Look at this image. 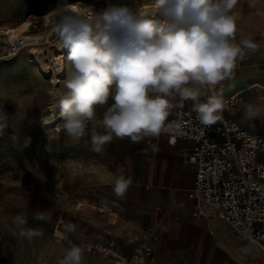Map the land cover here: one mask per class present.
<instances>
[{
    "label": "rangeland",
    "instance_id": "obj_1",
    "mask_svg": "<svg viewBox=\"0 0 264 264\" xmlns=\"http://www.w3.org/2000/svg\"><path fill=\"white\" fill-rule=\"evenodd\" d=\"M50 1L0 0V32L30 21L29 34H43L42 23L33 18L61 6H50ZM71 1L79 0L67 2ZM84 1L88 4L91 0ZM151 1L155 4V0ZM149 3L147 0H134L133 4L110 0L109 6L127 8L139 15L137 8ZM231 14L235 20L234 39L239 42L236 34L239 19L262 16L264 0H238ZM56 38L51 35L52 42ZM4 39L0 33V125L5 126L0 136V257L3 251L14 255L24 249L35 264H58L65 249L78 245L84 251V264H136L134 249L144 244L146 233L135 242H130L133 236L115 234V231H131L126 228L127 207L122 204L120 207L114 200L112 184L102 179L101 168L107 164V156L117 151L111 143L99 153L92 150L91 132H102L96 126L89 125L79 141L69 138L63 129L58 101L66 92L64 81L72 70L70 62H65L67 72L60 74L56 60L59 53L54 43L48 49L45 45L35 56L24 55L23 51L8 56L11 46ZM263 69V58H256L254 52L246 53L236 61L231 78L215 86L216 93L224 99L242 91L236 106L229 108L226 115L251 133L264 132V113L255 119L244 118V109L252 104L249 96H256L260 102L257 106L264 109ZM255 82L262 83L263 88H249ZM208 88L204 90L207 93ZM204 95L200 99L202 103L207 100ZM104 108L97 106L96 113L103 116ZM253 120L259 125L255 129L252 127L257 124ZM92 177L102 182L87 185ZM41 214L43 219L38 218ZM69 224L73 231L67 230ZM28 229L41 234L31 238L21 235V231ZM95 243L117 246L124 262L89 250Z\"/></svg>",
    "mask_w": 264,
    "mask_h": 264
},
{
    "label": "clouds",
    "instance_id": "obj_2",
    "mask_svg": "<svg viewBox=\"0 0 264 264\" xmlns=\"http://www.w3.org/2000/svg\"><path fill=\"white\" fill-rule=\"evenodd\" d=\"M237 2L155 0L160 19L141 18L127 8L112 9L102 18L58 10L53 27L72 66L64 81L66 92L58 101L66 135L74 141L83 138L89 123L96 120L97 106H107L99 121L103 132L90 134L91 148L97 153L114 139L139 143L179 134L181 124L167 121L172 110L186 101L193 102L201 124L220 121L225 102L218 94L200 102L206 86L215 88L231 78L245 50L258 48L249 38L234 39L231 12ZM262 113L264 109L248 104L244 118L255 119ZM4 131L0 125V136ZM130 185L121 169L113 193L122 197ZM67 230L73 231V226L67 225ZM40 234L21 231L28 238ZM58 264H84L83 249L78 245L65 249Z\"/></svg>",
    "mask_w": 264,
    "mask_h": 264
},
{
    "label": "crops",
    "instance_id": "obj_3",
    "mask_svg": "<svg viewBox=\"0 0 264 264\" xmlns=\"http://www.w3.org/2000/svg\"><path fill=\"white\" fill-rule=\"evenodd\" d=\"M67 1L70 0H51L50 6ZM236 34L239 41L249 38L258 45L257 50H245L246 53L254 52L256 58L264 59V14L240 18ZM261 84L255 82L248 86L263 88ZM209 88L210 94L205 91L206 97L211 93L218 94L215 88L211 89L212 92ZM249 97L253 105H260L256 96ZM262 100L264 102V95ZM179 110L195 112L193 102L186 101L182 108L172 110L168 120ZM252 122L257 124L253 129L259 126L256 120ZM193 146L192 142L185 140L169 144L165 136L153 138L150 143H132L128 138L111 142L117 152L107 156V164L101 168L104 172L102 179L113 186L121 169L125 177L131 179L125 195L114 199L121 208V204L126 205V228L131 231H115V234H127L137 241L146 233L143 245L153 249L157 264H264V253L260 248L236 238L218 209L204 207L203 218L192 216L193 201L189 193L195 182V165L188 161V156ZM102 179L92 177L87 185L101 183ZM112 247L122 253L117 246ZM0 264H35V261L21 249L14 255L3 251ZM136 264L146 263L137 259Z\"/></svg>",
    "mask_w": 264,
    "mask_h": 264
},
{
    "label": "built area",
    "instance_id": "obj_4",
    "mask_svg": "<svg viewBox=\"0 0 264 264\" xmlns=\"http://www.w3.org/2000/svg\"><path fill=\"white\" fill-rule=\"evenodd\" d=\"M109 1L94 0L89 6L99 5L108 12ZM147 1L152 4L151 0ZM17 52L11 46L8 56H15ZM238 97L232 95L225 99L222 119L211 126L201 124L196 112L177 111L167 122H179L181 132L161 136L169 144L185 140L194 145L188 156V161L195 165V182L189 193L193 201L192 216L203 218L204 207L218 209L236 238L257 245L264 253V132L251 133L226 116V111L236 106ZM100 119L102 116L96 113V120L89 125L103 132ZM152 139L143 141L150 143ZM88 249L124 262V257L112 246L95 243ZM134 250L139 261L157 264L152 248L140 245Z\"/></svg>",
    "mask_w": 264,
    "mask_h": 264
},
{
    "label": "bare ground",
    "instance_id": "obj_5",
    "mask_svg": "<svg viewBox=\"0 0 264 264\" xmlns=\"http://www.w3.org/2000/svg\"><path fill=\"white\" fill-rule=\"evenodd\" d=\"M89 2L87 4L84 0H79V1L66 2L65 4L62 3L63 5L60 4L61 6H57V7L53 8L52 10H50L49 12H47L46 14H44L42 16H39V17L35 16L33 19L39 20L42 23V27L44 30L43 34L42 33H40V34H29V28L31 26L30 21H24L19 25L6 28V29L2 30L0 33H1V35H3L5 37V39H4L5 42L7 44H9V46H13L18 51L17 54L19 52L23 51L22 53L24 55L30 53L31 55L35 56L38 50L40 51L41 49H44L45 45H48V47H47V49H48V48H50L49 46H51V44L54 43L51 41V35L54 34L56 36L55 30L53 27V20L58 19V17L56 16L58 10L70 9L73 11L72 15H75V11L76 12L85 11L86 14H88V15L91 14L94 18H96V17L102 18L103 15L106 13L105 10H103L101 8V6H99V5L97 6L95 4H93L90 7L89 4L93 3L94 0H91ZM152 7H154V8L150 9ZM137 9H138L137 12L139 13V16L141 18L158 19V13H156V5L155 4L149 3L146 5L139 6V8H137ZM110 10L111 9L108 6V12ZM149 11L151 12V17L148 16ZM34 46H38V48H35ZM54 46L57 48L55 51L59 53V57L56 58L57 66H58L57 68H58V70H60L59 71L60 74H65V72H67L66 71L67 67H66L65 62H68V60L65 61V57H66V54L68 53V50L60 47V45L58 43V38H56ZM59 81H61V79ZM209 89H210V92H212L211 89H213V88H209ZM211 94H213V93H211ZM234 95L240 96L241 93H236ZM56 130H58V127Z\"/></svg>",
    "mask_w": 264,
    "mask_h": 264
}]
</instances>
